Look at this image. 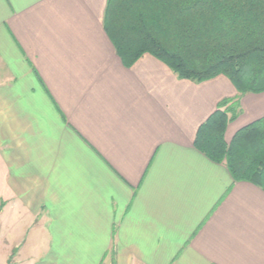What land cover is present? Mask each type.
I'll return each mask as SVG.
<instances>
[{
  "label": "crops",
  "instance_id": "obj_1",
  "mask_svg": "<svg viewBox=\"0 0 264 264\" xmlns=\"http://www.w3.org/2000/svg\"><path fill=\"white\" fill-rule=\"evenodd\" d=\"M108 0H0V264H264V190L194 147L264 92L125 64Z\"/></svg>",
  "mask_w": 264,
  "mask_h": 264
},
{
  "label": "trees",
  "instance_id": "obj_2",
  "mask_svg": "<svg viewBox=\"0 0 264 264\" xmlns=\"http://www.w3.org/2000/svg\"><path fill=\"white\" fill-rule=\"evenodd\" d=\"M104 24L128 66L150 54L180 79L222 75L240 96L264 92V0H108ZM229 102L198 128L194 147L224 164L235 182L264 190V117L226 144V127L237 117Z\"/></svg>",
  "mask_w": 264,
  "mask_h": 264
}]
</instances>
